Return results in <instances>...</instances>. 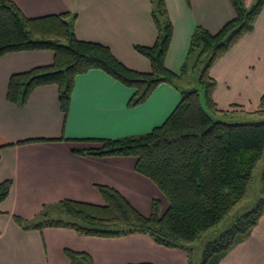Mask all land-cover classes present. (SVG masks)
<instances>
[{
	"label": "crops",
	"instance_id": "obj_1",
	"mask_svg": "<svg viewBox=\"0 0 264 264\" xmlns=\"http://www.w3.org/2000/svg\"><path fill=\"white\" fill-rule=\"evenodd\" d=\"M13 1L28 17L69 12L75 15L79 39L109 46L132 69L151 70L150 60L136 46H151L157 40L152 0ZM255 1L245 0V6L250 8ZM165 2L173 24L165 64L176 73L181 71L197 26L217 33L237 15L232 0ZM54 59V51L48 49L0 57V185L11 181L0 203V264H71L66 249L89 253L93 264H190L187 250L160 245L144 233L98 237L67 226L24 228L16 222L15 216L28 223L50 217L63 211L58 206L67 199L103 204L99 185L117 189L147 216L156 198L161 199L163 211L168 207L157 184L137 171L136 157L101 156L86 150L100 147V139L137 135L161 125L180 102V90L161 83L145 102L129 106L135 88L94 68L77 75L67 114L56 84L36 87L23 105L8 100L14 73L50 65ZM210 74L217 83L213 97L219 109L243 115L261 109L264 5L253 31L215 62ZM219 264H264V214L250 236Z\"/></svg>",
	"mask_w": 264,
	"mask_h": 264
},
{
	"label": "trees",
	"instance_id": "obj_2",
	"mask_svg": "<svg viewBox=\"0 0 264 264\" xmlns=\"http://www.w3.org/2000/svg\"><path fill=\"white\" fill-rule=\"evenodd\" d=\"M152 2L157 40L151 46H136L151 62V70L144 72L128 67L109 46L79 39L74 31L75 15L65 12L28 17L13 0H0V57L14 51L48 49L55 53L52 64L11 76L9 101L23 105L36 87L56 84L61 108L67 114L77 75L94 68L135 88L129 106L145 102L161 83H170L181 93L180 102L161 125L137 135L100 139V147L86 150L101 156L136 157L137 171L152 179L168 200L165 211L161 199L156 198L151 214L144 215L120 191L99 185L103 204L67 199L58 206L66 212L67 219L47 214L34 223L20 216H15V220L24 228L67 226L82 235L98 237L144 233L160 245L187 250L190 264H219L231 249L250 236L264 214V186L263 195L253 209L238 216L220 235L205 243L199 261L193 258V244L246 197L253 171L264 153V120L214 119L211 112H237L218 108L213 97L217 83L210 69L244 35L253 31L264 0H256L250 8L245 6V0H232L237 15L217 33L197 26L180 73L165 64L173 37L166 2ZM198 65L201 66L196 76L199 87L185 86L182 81L189 69ZM253 113L264 116V95L261 109L249 114ZM262 175L264 180V171ZM10 184L7 180L0 185V203L7 197ZM66 254L71 264H93L87 252L66 249Z\"/></svg>",
	"mask_w": 264,
	"mask_h": 264
},
{
	"label": "rangeland",
	"instance_id": "obj_3",
	"mask_svg": "<svg viewBox=\"0 0 264 264\" xmlns=\"http://www.w3.org/2000/svg\"><path fill=\"white\" fill-rule=\"evenodd\" d=\"M201 66H196L194 68H190L188 71V76H185L182 83L191 88L199 87L198 83L196 82V76L198 75ZM190 83V84H189ZM202 93V90H200ZM211 115L214 119H224L227 121H235V122H254V121H262L264 120L263 115L259 114H246L243 115L241 113H212ZM263 171H264V153L257 163L254 171H253V179L249 186V191L246 197L241 200L224 218L223 220L216 225L215 227L211 228L210 230L206 231L200 239L194 242L193 244V251L192 255L193 258L197 261L200 260L202 249L204 248L205 243L208 240H212L220 235L224 230H226L232 223L237 219L238 216L250 211L254 208L257 204V201L260 196L263 195ZM51 217L56 219H67L68 216L64 211H56L51 214Z\"/></svg>",
	"mask_w": 264,
	"mask_h": 264
}]
</instances>
